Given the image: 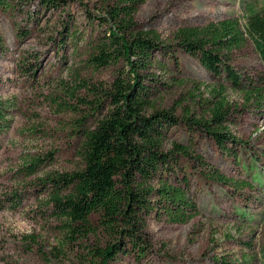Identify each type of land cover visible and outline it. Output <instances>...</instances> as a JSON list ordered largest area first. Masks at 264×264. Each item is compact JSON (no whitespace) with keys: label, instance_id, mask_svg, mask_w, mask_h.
<instances>
[{"label":"rangeland","instance_id":"obj_1","mask_svg":"<svg viewBox=\"0 0 264 264\" xmlns=\"http://www.w3.org/2000/svg\"><path fill=\"white\" fill-rule=\"evenodd\" d=\"M56 3L49 8L43 0H14L12 10L0 11V97L9 105L10 120V128L0 135V264H102L96 253L116 241L98 228L95 217L94 234L68 242L50 205L55 189L47 184L57 174L83 168L79 124L88 127L104 115L94 110L97 98L90 88L107 89L127 70L125 61L102 69L89 62V42L113 26L102 28L98 19L106 17V7L113 2ZM250 3L146 0L135 21L139 31L169 44L184 27L226 19L244 27ZM164 63L167 73L157 68L145 73L164 83L151 98L155 109L176 108L181 118L186 108L202 117L206 103L216 101L215 90L226 87L223 96L232 107L226 125L243 146L228 144L233 151L227 153L204 134L192 137L183 123L170 138L185 145L192 138L194 154L239 186L210 181L196 162L183 160L178 177L168 173L166 179L176 184L178 178H188L198 215L176 224L153 214L144 224L150 248L146 256L120 254L107 264H217L218 258L264 264V110L254 113L241 92L215 79L194 57L179 52L178 63ZM233 65L244 79L264 73V63L251 45L236 53ZM40 159V167L30 174Z\"/></svg>","mask_w":264,"mask_h":264},{"label":"trees","instance_id":"obj_2","mask_svg":"<svg viewBox=\"0 0 264 264\" xmlns=\"http://www.w3.org/2000/svg\"><path fill=\"white\" fill-rule=\"evenodd\" d=\"M111 1L106 17L98 19L102 28L111 23L113 26L95 42H89V62L102 69L125 61L127 70L121 71L107 89L90 88V94L97 98L94 110H103L104 115L88 127L83 121L79 124L83 168L57 174L47 182L55 189L50 205L63 224L68 242L94 234L97 229L91 221L95 217L98 228L116 240L96 253L103 259L102 264L131 252L144 258L150 249L143 237L144 224L153 214L176 224L189 223L198 215L189 194L188 178H178L176 184L166 179L168 173L178 177L183 160L196 162L210 181L239 186L194 154L192 138L191 145L170 138L174 128L183 123L192 137L204 134L227 153L233 151L228 144L243 146L226 125L232 108L223 96L226 87L220 85L215 90L216 101L206 103L202 117L184 108L180 118L176 108L152 107L151 98L164 83L146 72L157 68L167 73L164 61L178 63V53L183 52L197 59L215 79L241 92L254 113L264 110V73L258 79H244L233 65L236 53L248 45L254 47L264 63V0H250L244 27L236 19L184 27L169 44L138 30L135 17L146 0ZM13 3L14 0H0V11L9 12ZM43 4L49 8L57 5L56 0H43ZM8 115L9 105L0 97V135L10 128ZM40 162L41 159L31 165L30 174L40 167ZM153 181L157 185H152ZM242 186L251 187L247 183ZM215 261L239 264L222 258Z\"/></svg>","mask_w":264,"mask_h":264}]
</instances>
